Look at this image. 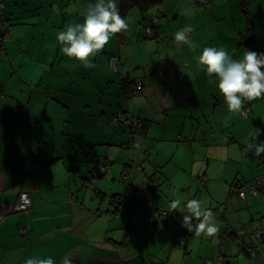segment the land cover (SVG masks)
Wrapping results in <instances>:
<instances>
[{
	"label": "crops",
	"instance_id": "1",
	"mask_svg": "<svg viewBox=\"0 0 264 264\" xmlns=\"http://www.w3.org/2000/svg\"><path fill=\"white\" fill-rule=\"evenodd\" d=\"M3 1L8 0H0L3 4V8L0 6V264H25L31 257H51L60 264L66 254L71 255L73 264H138L151 252L158 254L157 264H181L183 254L193 255L198 243L197 255L207 256L200 263L209 260L220 264L221 259V264H227V256L233 249L239 250L237 235L249 237L264 226V215L260 217L257 211L264 207V186H259L257 196L248 193L238 204L232 200L235 194L231 195L236 183H249L264 176L259 174L264 171V154L252 160L254 150L247 146L249 133L255 128L264 129V96L244 102L243 108H250L246 118L242 113L229 112L217 87L218 78L213 75L211 79L217 83H209L206 69L194 57L210 46L225 47L237 59L251 50L239 42L242 36L249 35L247 28L246 33L240 26L230 32L225 27L208 24L212 20L218 25L229 18L231 9L240 15L241 1L206 0L207 5L202 6L199 0H162L156 5L163 10L162 26L146 24L141 9L132 7L127 14L129 27L125 33L129 43L134 44L132 40L136 37L141 41L140 33L144 35V30L140 33L138 30L142 23L146 24V35L147 28H153V36L145 39L159 38L158 47L167 49L159 58L149 57L152 60L148 64L145 60L153 50L150 44H135V49L144 52L131 56L124 52L126 37L120 43L115 34L101 52L87 61L68 57L57 40L66 24L62 30L53 31L52 43L42 41L37 57L24 53L19 57L12 36H16L15 27L23 25L26 18L19 21L18 8L8 9ZM20 1L16 0L17 4ZM23 1L24 5H30L28 0ZM85 11L86 6L77 11L73 24L83 23ZM204 18H208L207 23ZM5 22L11 23L10 27ZM188 25L193 29L191 38L199 46L195 52L174 42L175 32ZM124 76L142 80L139 95L126 93ZM5 78L9 81L2 82ZM13 80L16 82L11 84ZM96 81L105 83L99 92L108 95L110 107L98 104L100 96L96 99L92 94ZM53 82H58V86ZM7 89L12 94L8 101ZM82 90L89 91L84 103ZM133 98L146 105H126L125 113L133 119L124 113L117 116L113 104L117 103L120 110L123 102ZM145 108L153 114H140ZM122 115L124 120L118 119ZM137 118L144 121L147 131L128 134L127 124ZM261 141L264 133L258 137L257 142ZM99 160L107 162L98 165ZM243 162L245 168L241 166ZM129 163L144 164L143 171L138 170L142 172L141 179H137L144 187L145 176L149 177L153 167L157 184L152 183L154 191L149 186L136 196L139 208L135 210L139 212L130 208L131 212L121 214L120 221L113 223L106 218L104 205L95 200L92 186L96 183L90 181L97 172L102 173V168L106 172L98 179L100 183L107 180L108 186L111 179L124 180L131 169ZM192 189L210 192V196L205 194L207 210L213 212L212 220L224 238L190 232L183 226L184 214L171 208L172 200L168 206H162L172 215V224L146 222V214L157 208L153 204L157 197H152L151 192L158 193L159 198H169L178 190H186L190 195ZM99 190L102 194L107 189L101 186ZM23 191L31 196L28 212L16 209ZM149 198L153 207L145 208V200ZM191 199L188 197L185 202ZM239 210H247L248 219L244 223L235 219L239 214L233 215ZM89 222H95L92 233ZM225 229L228 233L224 234ZM181 236L184 242L179 240ZM82 238L86 240L83 242ZM115 240L122 241V247ZM204 244L209 254L203 252ZM259 244L253 247L261 252L264 243ZM131 247L136 251H131Z\"/></svg>",
	"mask_w": 264,
	"mask_h": 264
},
{
	"label": "rangeland",
	"instance_id": "2",
	"mask_svg": "<svg viewBox=\"0 0 264 264\" xmlns=\"http://www.w3.org/2000/svg\"><path fill=\"white\" fill-rule=\"evenodd\" d=\"M198 1V0H197ZM96 0H66L65 2H63L62 0H28V3L30 4L29 6L24 5L23 3H25L23 0L20 1V3L16 2V0H8L7 2H2L4 3V5H7L8 9L17 7L19 11L18 14L19 15V21H22V19L26 20L23 22L24 24L18 27H15V33L16 36L13 35L12 36V44H14L15 49L17 50L18 56L21 57V55L24 53L26 56L27 55H31V57H37V55L39 54V51L41 49V45H42V41L43 42H47V43H52L53 42V37H54V33L53 31H58V30H62V26H64V24L69 25V24H73V18L76 17L77 11L82 7L84 8L90 4V3H95ZM235 5H233L231 8H233ZM1 8V7H0ZM3 8V7H2ZM249 20H246L245 16H247L246 13H242L240 15H236L234 14L233 10L229 9V18H226L225 20H221L218 22V25L214 24L212 22V20L208 21V18H204V21L210 26H222L227 28L230 32L233 31V29H235L236 27H241L242 31L246 33V31L248 30V34L252 37L256 36V38L258 39V44L261 46L262 49H264V0H249ZM196 9L199 10H203L204 7H197ZM4 14V11L2 12ZM237 14H239L238 12H236ZM155 19H154V24L157 26H162V14H163V10H157L154 8V10L150 13ZM6 20V18H4ZM6 23V22H5ZM7 27H10L11 23H6L5 24ZM145 26L146 24H142L140 23V28H139V33L144 30V35L142 33H140L141 37L139 38V40H141L140 42L138 41V37H136L135 39L132 40V42L134 44L129 43L128 40V35L126 34V40L124 42V52L131 54V56L134 53L139 54L140 56L143 54L144 49H135L134 45L135 44H150V46L152 47V51L148 52L149 56L148 59L145 60L146 64L150 63V60H152L154 57L155 58H159L161 55H165L166 54V50H163L162 48L158 47V44L160 43L159 38H154L152 40L149 41L145 39V37H149L148 35H146L145 33ZM245 28H247V30L245 31ZM19 35V36H18ZM117 34H115L116 36ZM143 35V36H142ZM239 36V35H238ZM9 38V37H8ZM111 41V39H110ZM109 41V42H110ZM50 47L52 49H56L55 44H51ZM128 54H125L126 56ZM6 56V55H5ZM94 57V55L92 56ZM152 59H150V58ZM145 57H142V59H144ZM125 70V69H124ZM127 71V70H126ZM137 71V69L135 70ZM127 73V72H126ZM188 75V74H187ZM9 78H5L2 80V82H7ZM15 79V77L13 78ZM40 76H38L37 78V82L39 81ZM105 79V78H103ZM92 78L90 79L91 83ZM130 81H133L130 79ZM16 81L13 80L10 83L13 84ZM124 83V81H122ZM58 86V82H53ZM9 84V85H11ZM103 85H105V83L100 82V81H96V89L94 91H91L92 94L95 95V98L97 99L98 96H100V98L98 99V104L100 102L103 103L104 107L106 105H109V99H108V95L104 92H99V90L104 87ZM88 89H89V85H87ZM15 88V87H14ZM25 88V87H23ZM10 89H7V99L6 101L9 100V97L11 94ZM26 91V90H24ZM10 92V93H9ZM89 91H84L82 90L81 92V99L83 101V103L85 102V100L87 99L86 97V93ZM15 98V97H14ZM136 98V97H134ZM132 99L126 102L122 103V108L119 110L117 103H114L113 106L116 107L117 109L115 110V112H117L118 115H121L124 113V115L128 118V119H133L131 117H129L128 115H126L125 111H127V107L126 105H131L134 104V106H136L137 103L142 104L143 106H145V103H142V101H139L137 99ZM148 101V99H147ZM100 108L102 106H99ZM150 107V106H149ZM154 107V106H153ZM4 109L6 107H3ZM141 111L143 109V107H140ZM101 110V109H100ZM144 112H141L140 114H153L149 112L148 108H145L143 110ZM116 114V115H117ZM138 117L135 116V118ZM154 131L156 132V134L159 133L157 127H155ZM129 134V133H128ZM251 151V150H250ZM247 158V156H245ZM252 160L255 159H259V157L253 155V157L251 158ZM101 162H107L104 160H99L98 161V165ZM97 165V166H98ZM138 165H140V163H129V167L131 169H129V175L127 177V175H125L124 180H122V178H118L117 176V181H113L111 179V182L108 186L105 185V182H107V180H104L100 183V180H98L99 178L103 177L100 173H96L95 174V181H90L92 184V191L95 192V200H97L98 205L100 203H102L104 205V209L105 212L108 213V215H106L109 220L112 219L113 223L115 222H119L120 221V216L121 214L127 215L129 212V209L131 208V210L134 212L135 208H139V206L137 207L136 205H138L136 203V196L141 195V192L143 189H147L149 186H151L152 190L154 191L155 188L152 187V182L151 180H148L147 176H145L144 179V183H145V187L143 185H141V183H138L139 181H137V179H141V175L142 172H139L138 169L136 168ZM119 166V165H118ZM243 168L246 167V162H243L241 165ZM167 167V166H166ZM170 166H168L166 169H169ZM143 171V170H142ZM121 173V172H120ZM264 175V171H261L259 174ZM152 174H154L153 171V167L151 169V172L149 173V176H151ZM123 175V176H124ZM259 177V176H258ZM262 177V175H261ZM102 179V178H101ZM104 179V178H103ZM132 179L134 180V182H132ZM151 182V183H150ZM184 183V182H182ZM91 184V185H92ZM141 185V186H140ZM101 186L103 188H106V192H102V194H99L100 190L99 188H101ZM140 188V190L138 191V189ZM157 189V188H156ZM173 190V188L171 189ZM149 192V191H148ZM153 195L152 197H157L155 199V201L153 202L154 207H157L156 209H163L162 206L163 205H169L170 204V200L173 199H179L181 201L180 206L184 207L185 203V199L188 197H191L192 199H196L198 201H200L201 203V210H207L209 207L206 206V202H205V194L210 196V192L207 191V189H204L203 191H199L198 189H192L190 191V195L188 194V191H181L178 190L177 194L173 196V194L169 197L166 198L164 197H160L158 193H154L151 192ZM145 194V192H144ZM199 197H201V199H199ZM233 201H235L234 203L238 204L239 202H241L243 199H240L238 195H234ZM231 200V201H232ZM144 202V201H143ZM185 202V203H183ZM148 206H150L151 208L152 206V201L148 199L145 200V208H147ZM108 207V209L106 208ZM160 207V208H158ZM151 208L147 209L150 210ZM166 209V208H164ZM168 209V208H167ZM252 210L256 211V208L253 207ZM169 214L170 212L168 210H166ZM258 211V215L261 217L264 215V207H261V209L257 210ZM227 213L229 214V211H227ZM239 214V216L237 215ZM233 215H237L235 217L236 220L241 219L242 223H244V220L248 219L247 218V210H239L237 213L233 214ZM170 217H172V215L170 214ZM213 219V217H212ZM146 222H147V218H146ZM258 222V221H256ZM148 223V222H147ZM95 226V222H89V231L92 233V229ZM217 226V225H216ZM218 227V226H217ZM219 231L215 234V237L217 238L220 237L222 235V230L218 227ZM220 230H221V234H220ZM113 232H116L115 230ZM228 233V230L226 231V229L224 230V234ZM258 233L255 232L252 234L253 239L255 240H259V239H264V237H257ZM85 235L89 236L88 233H86ZM83 242L86 240L85 238H82ZM209 241V240H207ZM117 242L118 244H123L122 241H114ZM74 243H80L78 241H74ZM209 242H206V244H208ZM214 252H216V248L215 246H217V242L214 241ZM125 244L127 246L130 245V242H128L125 239ZM206 244H204V248L202 249L203 252L205 254H209L210 251H208V249L206 248ZM212 244V242H211ZM125 246V245H124ZM126 246V247H127ZM199 247V243L196 246V249L194 250L195 253L193 255H191V253H189L188 255H184L182 257V261L181 264H202L200 262H204L205 257L204 258H200L199 255H197V249ZM226 247H229V243L227 244ZM83 249H88V247H83ZM153 249V248H152ZM229 249V248H228ZM131 251H136L133 247L130 248ZM142 249H139V251H141ZM138 251V250H137ZM156 251H159L158 248H156ZM227 251L225 250L224 253H226ZM146 260L141 259L138 264H157L158 262H160L159 260V256L156 252H151L149 255L146 253ZM214 256H209V258H213ZM207 261V260H206ZM227 264H255L254 260H251L250 258L246 257V256H242L238 254V249L234 250L231 252L230 256H227L226 258ZM257 264V263H256Z\"/></svg>",
	"mask_w": 264,
	"mask_h": 264
},
{
	"label": "clouds",
	"instance_id": "3",
	"mask_svg": "<svg viewBox=\"0 0 264 264\" xmlns=\"http://www.w3.org/2000/svg\"><path fill=\"white\" fill-rule=\"evenodd\" d=\"M129 25L121 16L119 0H96L90 3L84 13L83 23L65 25L57 35L62 45L61 51L68 57L87 61L89 57L101 52L109 43L113 34L126 31ZM193 29L190 25L174 34L177 46L187 45L195 52L199 47L191 38ZM197 63L206 69L209 83H217L211 77L218 78L217 87L224 97L228 111L242 113L245 101H253L264 96V53L246 50L241 58H234L225 47H205L199 56L194 57ZM264 129L255 128L249 133L248 148L259 157L264 154V141L257 142ZM181 201L174 199L171 208L183 213V226L196 235L214 236L218 227L213 222L211 210H201V203L196 199L188 200L184 207ZM195 218V223H193ZM25 264H56L49 258L31 257ZM60 264H73L70 254H66Z\"/></svg>",
	"mask_w": 264,
	"mask_h": 264
},
{
	"label": "trees",
	"instance_id": "4",
	"mask_svg": "<svg viewBox=\"0 0 264 264\" xmlns=\"http://www.w3.org/2000/svg\"><path fill=\"white\" fill-rule=\"evenodd\" d=\"M240 1H241V7L243 9V12L247 14V19H249V17H248L249 16V8H248L249 0H240ZM161 2H162V0H119L120 14L122 17H124L126 19V22H127V14L129 12V10L134 6H138L143 13L145 23L146 24L154 23L155 18L150 14V12L154 8L158 10L159 8L158 7L156 8V5L160 4ZM149 28H150V26H149ZM151 28H152V26H151ZM126 31L116 33L120 43H122L124 41ZM151 36H153V35H151ZM252 36H250V35L242 36L241 40H239V42H241L245 46L250 47L251 50H253L255 52L264 53V49H262L261 46L258 44V39L256 38V36H254V37H252ZM120 71L122 72V70H120ZM123 81L125 84L126 93L129 94V96H137L141 93V91L143 89L142 80H134V82H130L129 79H125ZM138 82H141L140 89H138ZM117 116H118V114H117ZM143 123H144V121L141 122L140 119L131 120L129 122V125L126 122L127 129H125V130L130 134L131 133L133 134L136 130H142L141 132L145 133L147 131V126H144ZM130 149H131V147H129V149H127V151H129ZM154 172H156V170ZM152 187H153V185H152ZM231 195L232 196L234 195L233 190L231 192ZM158 210H160V209L152 210L150 212H154V211H158ZM137 212H139V210H135V213H137ZM149 213L146 214L147 221H148ZM150 224H154V223H150ZM263 228H264V226L256 229L253 233L258 232L259 230H261ZM253 233H251L249 237H245L243 235H237L238 248H239L238 254L242 255V256H246V257L250 258L251 260H254V262L256 260H259V264H260V260H262V264H264V250H262L260 252L259 250L254 249V247H253V245L255 246V244L260 245L259 243H264V239H259V240L253 239V237H252ZM223 236H225V235H223ZM223 236H221V237H223Z\"/></svg>",
	"mask_w": 264,
	"mask_h": 264
},
{
	"label": "built area",
	"instance_id": "5",
	"mask_svg": "<svg viewBox=\"0 0 264 264\" xmlns=\"http://www.w3.org/2000/svg\"><path fill=\"white\" fill-rule=\"evenodd\" d=\"M199 4L204 6L207 5V1L206 0H199ZM0 6L3 7V4H0ZM147 34L149 36H151L152 32H151V28H147ZM113 63L116 64V59L113 60ZM118 69L119 65L117 64L116 66ZM141 87V82H138V89H140ZM250 112L249 108H245V110L243 111V116H247ZM118 119H123V115L118 117ZM129 125V123H128ZM105 166V165H104ZM105 168L101 169V172L104 173L106 172L104 170ZM259 186H264V176L262 177H258L257 179L249 182V183H241L238 182L233 186V192L235 195H238L240 199H245L248 193H251L255 196H257L259 194ZM31 208V196L30 193L28 191H23L21 192L17 205H16V209L22 212H28ZM157 221H164L166 224L170 225L172 224V219L170 217V214L165 210V209H160L158 211H154V212H150L149 216H148V222L149 223H155ZM258 234L256 235L257 237H264V228L259 230L257 232ZM180 241L184 242V238L181 236L179 238ZM222 260L219 259V263L221 264ZM205 264H213L212 261H206Z\"/></svg>",
	"mask_w": 264,
	"mask_h": 264
},
{
	"label": "water",
	"instance_id": "6",
	"mask_svg": "<svg viewBox=\"0 0 264 264\" xmlns=\"http://www.w3.org/2000/svg\"><path fill=\"white\" fill-rule=\"evenodd\" d=\"M123 79L125 80V79H128L126 76H124L123 77ZM135 80V79H134ZM134 80L133 81H130V82H134ZM138 119V118H137ZM138 170H143L144 169V164H140V165H138L137 167H136ZM98 173V172H97ZM100 173V172H99ZM102 176H103V173H100ZM148 177V176H147ZM95 179V178H94ZM93 179V180H94ZM148 180H151V182L152 183H154V185H156L157 184V178H156V172H154V174H152L151 176H149L148 177ZM150 182V183H151ZM151 183V184H152ZM158 187V186H157Z\"/></svg>",
	"mask_w": 264,
	"mask_h": 264
},
{
	"label": "bare ground",
	"instance_id": "7",
	"mask_svg": "<svg viewBox=\"0 0 264 264\" xmlns=\"http://www.w3.org/2000/svg\"><path fill=\"white\" fill-rule=\"evenodd\" d=\"M245 108H249V107H246V106H245V107L243 108V110H242V115H243V111L245 110ZM249 109H250V108H249ZM249 114H250V112H249ZM249 114H248V115H249ZM248 115H247V116H243V117L246 118V117H248Z\"/></svg>",
	"mask_w": 264,
	"mask_h": 264
},
{
	"label": "flooded vegetation",
	"instance_id": "8",
	"mask_svg": "<svg viewBox=\"0 0 264 264\" xmlns=\"http://www.w3.org/2000/svg\"><path fill=\"white\" fill-rule=\"evenodd\" d=\"M151 32H152V34L151 35H153V29L151 28Z\"/></svg>",
	"mask_w": 264,
	"mask_h": 264
}]
</instances>
